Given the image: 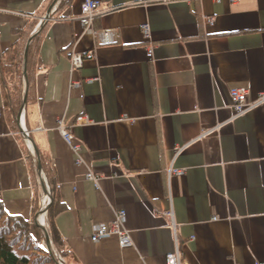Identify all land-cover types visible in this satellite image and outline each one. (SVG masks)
I'll list each match as a JSON object with an SVG mask.
<instances>
[{
    "label": "crops",
    "instance_id": "crops-1",
    "mask_svg": "<svg viewBox=\"0 0 264 264\" xmlns=\"http://www.w3.org/2000/svg\"><path fill=\"white\" fill-rule=\"evenodd\" d=\"M85 1L58 10V0H0V54L28 23L34 32L47 23L33 100L16 126L0 89L3 211L40 228L34 148L53 168L64 211L52 220L72 264H165L176 246L181 264H264V104L234 117L230 97L233 88L264 94V0H89L100 6L90 31L80 22ZM170 166L184 174L169 179ZM119 210L131 247L91 242Z\"/></svg>",
    "mask_w": 264,
    "mask_h": 264
},
{
    "label": "trees",
    "instance_id": "trees-1",
    "mask_svg": "<svg viewBox=\"0 0 264 264\" xmlns=\"http://www.w3.org/2000/svg\"><path fill=\"white\" fill-rule=\"evenodd\" d=\"M58 10L71 0H58ZM46 22L34 32L37 25L32 21L26 28L19 32L17 41L5 52L0 54V89L3 103V112L10 125H17L24 99L26 103L33 100V78L39 71L38 45L42 39V33ZM28 44L24 76V51ZM35 166L40 165L41 171L46 177L50 190L51 203L47 209V224L52 254L44 247V233L41 228L34 227L19 217L8 216L0 203V264H72L73 258L70 250L64 245L58 235L53 216L64 211L60 204L55 184L53 181V168L49 160L40 152H37ZM29 159H33L28 156ZM46 246V245H45Z\"/></svg>",
    "mask_w": 264,
    "mask_h": 264
},
{
    "label": "built area",
    "instance_id": "built-area-1",
    "mask_svg": "<svg viewBox=\"0 0 264 264\" xmlns=\"http://www.w3.org/2000/svg\"><path fill=\"white\" fill-rule=\"evenodd\" d=\"M215 2H220L221 0H213ZM230 3H236L238 0H227ZM99 2L96 1H85L81 6V15H80V22L81 24L87 29L91 30V25L93 19L95 18L98 9H99ZM114 8L111 5L106 7V11H112ZM142 32L146 38L149 37V29L147 26L141 27ZM101 41L105 43H110L113 40V35L110 33H102ZM148 57L152 55V48L147 49ZM68 58L71 61V64L74 68H80L82 65V59L80 56L68 53ZM96 79L89 80L88 82H93ZM73 87L80 88L81 85L79 83H72ZM230 97L233 100L232 111L234 117L243 116L246 113L250 112L254 108L264 104V94L259 96L258 98L252 100L249 98L248 91L245 89H238L233 88L230 90ZM76 124H83L86 123L87 120L83 116H79L75 119ZM58 128L66 141V143L70 146L72 152L78 156L82 151L81 145L77 142H74L70 133L65 129L64 123L62 120L58 121ZM24 137L27 138V133L24 132ZM181 152V149L176 150V155ZM184 174L183 170H176L170 166L168 169V178L171 177H180ZM87 180H91L94 182L98 181V178L94 176L92 173H88L86 175ZM125 211L119 210L116 212L114 219L109 223H101L94 226L92 234L90 236L91 242L98 243L104 239L115 237L118 245L121 249L129 248L132 245L130 234L127 230L124 229L123 223L125 219ZM164 216L167 218H171L172 214L170 211L165 212ZM38 224H40V220L38 219ZM165 264H181V256L179 253V249L176 246L174 252L168 254L165 258Z\"/></svg>",
    "mask_w": 264,
    "mask_h": 264
},
{
    "label": "water",
    "instance_id": "water-1",
    "mask_svg": "<svg viewBox=\"0 0 264 264\" xmlns=\"http://www.w3.org/2000/svg\"><path fill=\"white\" fill-rule=\"evenodd\" d=\"M51 9L52 8H50L47 11L46 16L43 18L44 21H48L49 20V15L51 13ZM27 51H28V44H27V46L25 48V51H24V76L26 74V72H25V63H26ZM25 103H26V101L24 99V102H23V105L21 107L19 116L17 118V120H18L19 123H20V120H21V117H22V112H23ZM33 151L36 154V151H35L34 148H33ZM36 156H37V154H36ZM37 173H38V177L40 179L41 190H42V201H41L40 210H39V213H38V217H39V220H40L39 227L41 228V230L44 233L46 251L49 254H52L50 236H49L48 230H47V228L45 226V223H44L45 214H46L47 209H48V207H49V205L51 203V196H50L49 188L47 187V185L45 184V182H44V180L42 178L41 167H40L39 164H37ZM58 264H62V263L61 262H58Z\"/></svg>",
    "mask_w": 264,
    "mask_h": 264
},
{
    "label": "rangeland",
    "instance_id": "rangeland-1",
    "mask_svg": "<svg viewBox=\"0 0 264 264\" xmlns=\"http://www.w3.org/2000/svg\"><path fill=\"white\" fill-rule=\"evenodd\" d=\"M41 246L46 249V246H45V244L43 242L41 243Z\"/></svg>",
    "mask_w": 264,
    "mask_h": 264
}]
</instances>
